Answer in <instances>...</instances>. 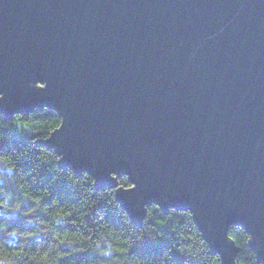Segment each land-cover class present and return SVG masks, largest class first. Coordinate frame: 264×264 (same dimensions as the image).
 <instances>
[{
  "label": "water",
  "instance_id": "obj_1",
  "mask_svg": "<svg viewBox=\"0 0 264 264\" xmlns=\"http://www.w3.org/2000/svg\"><path fill=\"white\" fill-rule=\"evenodd\" d=\"M43 106L137 222L189 208L225 264L239 224L264 263V0H0V114Z\"/></svg>",
  "mask_w": 264,
  "mask_h": 264
},
{
  "label": "trees",
  "instance_id": "obj_2",
  "mask_svg": "<svg viewBox=\"0 0 264 264\" xmlns=\"http://www.w3.org/2000/svg\"><path fill=\"white\" fill-rule=\"evenodd\" d=\"M49 107L0 114V264H225L191 209L146 205L137 222L117 196L46 141L60 125ZM239 264H264L250 233L232 224Z\"/></svg>",
  "mask_w": 264,
  "mask_h": 264
}]
</instances>
